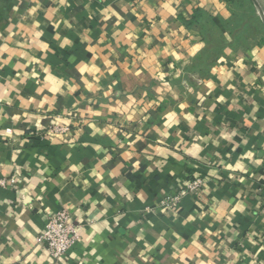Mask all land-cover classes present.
<instances>
[{"label":"crops","instance_id":"obj_1","mask_svg":"<svg viewBox=\"0 0 264 264\" xmlns=\"http://www.w3.org/2000/svg\"><path fill=\"white\" fill-rule=\"evenodd\" d=\"M199 12L234 18L228 0H0V264H264V44L217 32L206 64ZM196 176L200 198L163 206ZM63 208L79 236L55 260L39 237Z\"/></svg>","mask_w":264,"mask_h":264},{"label":"trees","instance_id":"obj_2","mask_svg":"<svg viewBox=\"0 0 264 264\" xmlns=\"http://www.w3.org/2000/svg\"><path fill=\"white\" fill-rule=\"evenodd\" d=\"M231 3L233 11L232 21H222L217 18H210L206 13H198V27L200 32L205 36L208 44L204 51V62L210 64V43L218 47L223 42L217 37V32L224 33L229 31L231 46L249 47L250 45L264 44V22L260 18V14L254 6V0H228ZM212 26V28H210ZM238 32V33H237ZM218 38V39H217ZM216 49V48H215ZM200 72L206 73L205 69Z\"/></svg>","mask_w":264,"mask_h":264},{"label":"built area","instance_id":"obj_3","mask_svg":"<svg viewBox=\"0 0 264 264\" xmlns=\"http://www.w3.org/2000/svg\"><path fill=\"white\" fill-rule=\"evenodd\" d=\"M59 130L63 131L64 128ZM11 129H7L6 133H10ZM16 183V178L9 180L0 179V187L13 185ZM204 178L196 176L186 182L178 195L170 197L163 201L162 204L167 209L177 207L182 197L186 194H193L200 198L202 195V186ZM78 226L74 223L73 217L68 209L63 208L56 212H51L47 216V223L43 233L39 237V241L44 243L47 250L55 260H59L68 255L71 248L78 239Z\"/></svg>","mask_w":264,"mask_h":264},{"label":"rangeland","instance_id":"obj_4","mask_svg":"<svg viewBox=\"0 0 264 264\" xmlns=\"http://www.w3.org/2000/svg\"><path fill=\"white\" fill-rule=\"evenodd\" d=\"M239 1H242V0H239ZM254 1H257V2L260 3V5H258L259 6L258 8H259V10H262V12L264 14V6H263L264 5V0H254ZM261 3H263V5Z\"/></svg>","mask_w":264,"mask_h":264},{"label":"water","instance_id":"obj_5","mask_svg":"<svg viewBox=\"0 0 264 264\" xmlns=\"http://www.w3.org/2000/svg\"><path fill=\"white\" fill-rule=\"evenodd\" d=\"M262 17H263V19H264V14H263V12L262 11H260V13H259Z\"/></svg>","mask_w":264,"mask_h":264}]
</instances>
